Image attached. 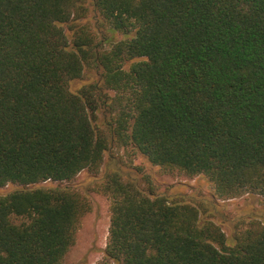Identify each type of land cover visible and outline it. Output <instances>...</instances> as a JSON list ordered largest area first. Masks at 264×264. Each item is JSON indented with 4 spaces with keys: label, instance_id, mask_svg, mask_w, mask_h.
Returning <instances> with one entry per match:
<instances>
[{
    "label": "trees",
    "instance_id": "trees-1",
    "mask_svg": "<svg viewBox=\"0 0 264 264\" xmlns=\"http://www.w3.org/2000/svg\"><path fill=\"white\" fill-rule=\"evenodd\" d=\"M89 1L122 39H99L80 0H0V264H63L91 209L69 184L114 145L264 201V0ZM84 71L99 80L71 92ZM125 177L94 187L110 203L99 264H264V222L229 240L200 205Z\"/></svg>",
    "mask_w": 264,
    "mask_h": 264
},
{
    "label": "rangeland",
    "instance_id": "rangeland-1",
    "mask_svg": "<svg viewBox=\"0 0 264 264\" xmlns=\"http://www.w3.org/2000/svg\"><path fill=\"white\" fill-rule=\"evenodd\" d=\"M80 1L85 3L88 8L82 22L89 24L95 32L97 31L99 39L106 36L107 40L122 39L121 35H107L100 28L98 16L93 12L90 1ZM64 28L67 30L66 27ZM98 80L99 76L96 72L84 71L80 79L70 82L69 89L75 93L83 85ZM102 121L103 115L99 114L97 123ZM111 169H119L124 177L137 181L146 192L151 189L155 195H163L169 200L182 199L193 205H200L202 208L201 219H210L219 225L229 240L236 225L253 219L264 222L262 197L248 194L237 199L219 200L214 196L211 184L203 176L187 178L178 174L164 173L160 168L148 163L143 156L130 149L114 145L105 154L99 175L94 176L89 172H81L69 184L87 196L91 209L82 219L75 244L66 255L63 264H99L102 261L110 226V203L104 196L96 193L94 187L99 181L100 175ZM51 184L56 185V183L43 185ZM13 189V186L0 188V196Z\"/></svg>",
    "mask_w": 264,
    "mask_h": 264
}]
</instances>
